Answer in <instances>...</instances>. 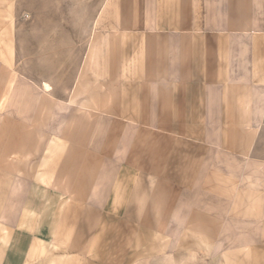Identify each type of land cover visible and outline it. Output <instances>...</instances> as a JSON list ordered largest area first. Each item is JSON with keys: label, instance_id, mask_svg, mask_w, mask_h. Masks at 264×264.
Returning <instances> with one entry per match:
<instances>
[{"label": "rangeland", "instance_id": "1", "mask_svg": "<svg viewBox=\"0 0 264 264\" xmlns=\"http://www.w3.org/2000/svg\"><path fill=\"white\" fill-rule=\"evenodd\" d=\"M250 4L193 21L236 44L215 80L240 112L139 122L95 112L134 94L109 51L125 36L104 29L125 22L114 0H0V264H264V0L236 13Z\"/></svg>", "mask_w": 264, "mask_h": 264}, {"label": "crops", "instance_id": "2", "mask_svg": "<svg viewBox=\"0 0 264 264\" xmlns=\"http://www.w3.org/2000/svg\"><path fill=\"white\" fill-rule=\"evenodd\" d=\"M246 1L252 3V0H240L239 8ZM114 3L115 8L110 6L106 11L108 17L125 19V22L120 21L123 25L115 22L116 25L104 29H116V33L125 36V47L121 49L119 44L116 49H110L112 47L107 44L105 49H110L112 54L119 53L114 64L128 66L126 70L132 77L127 79L130 84L123 90H132L134 94L127 96L128 100L120 109H97L95 112L132 113L139 122L149 119L143 116L142 121L141 116H136L138 114H189L196 115L194 122H203L204 114H217L224 109L229 113L240 112L235 93H229V97L220 95L222 86L215 80L228 51V57L233 56L228 64L236 66V44L222 42L218 31H206L193 21L204 17L247 16L251 4L244 9L246 13L243 15L236 13L237 0H114ZM226 10L229 12L222 13ZM164 19H168V24H164ZM170 19L179 21L173 24ZM103 44L101 41V50ZM103 64L100 59L99 65ZM50 89L48 84L43 85L44 92H50ZM110 141L108 139L105 146L113 144ZM102 169L101 173H109ZM40 243L42 240L38 239V246Z\"/></svg>", "mask_w": 264, "mask_h": 264}]
</instances>
